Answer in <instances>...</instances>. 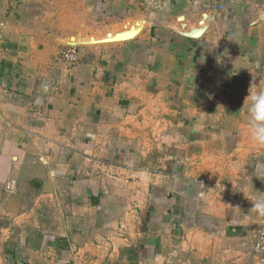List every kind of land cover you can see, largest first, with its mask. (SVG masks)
I'll return each instance as SVG.
<instances>
[{"label":"crops","instance_id":"1","mask_svg":"<svg viewBox=\"0 0 264 264\" xmlns=\"http://www.w3.org/2000/svg\"><path fill=\"white\" fill-rule=\"evenodd\" d=\"M0 35L1 264H264V0H0Z\"/></svg>","mask_w":264,"mask_h":264},{"label":"clouds","instance_id":"2","mask_svg":"<svg viewBox=\"0 0 264 264\" xmlns=\"http://www.w3.org/2000/svg\"><path fill=\"white\" fill-rule=\"evenodd\" d=\"M192 74L194 75L193 72ZM244 101L248 102V106L243 112V119L249 125L250 138L252 142L264 145V86L253 81L249 86L248 95ZM253 177L264 182V165L254 167L252 173L246 178L245 183V186L248 183L252 185L251 195L254 199L251 200L253 205L251 210L254 209L259 215L264 216V193L254 190ZM240 193H243V191Z\"/></svg>","mask_w":264,"mask_h":264},{"label":"built area","instance_id":"3","mask_svg":"<svg viewBox=\"0 0 264 264\" xmlns=\"http://www.w3.org/2000/svg\"><path fill=\"white\" fill-rule=\"evenodd\" d=\"M0 42H1V35H0ZM61 58L63 61L75 64L78 61V51L76 48H68L65 49L62 54ZM261 216V215H260ZM262 225L261 229L259 231L258 237L255 242V250L257 252H263L264 253V216H261Z\"/></svg>","mask_w":264,"mask_h":264},{"label":"rangeland","instance_id":"4","mask_svg":"<svg viewBox=\"0 0 264 264\" xmlns=\"http://www.w3.org/2000/svg\"><path fill=\"white\" fill-rule=\"evenodd\" d=\"M212 162H213V161H210V162L208 161V163H212ZM219 162H224V163H226L227 161H225V160H223V161L220 160ZM216 174H217V173L215 172V173H213V175H212V177H214V180H216V179L218 178V177L216 176ZM0 264H1V263H0Z\"/></svg>","mask_w":264,"mask_h":264}]
</instances>
